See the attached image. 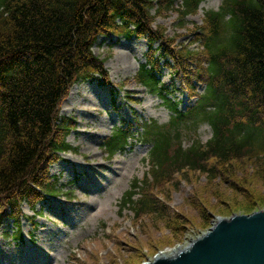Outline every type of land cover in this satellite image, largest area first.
Listing matches in <instances>:
<instances>
[{
    "label": "trees",
    "instance_id": "16d2710c",
    "mask_svg": "<svg viewBox=\"0 0 264 264\" xmlns=\"http://www.w3.org/2000/svg\"><path fill=\"white\" fill-rule=\"evenodd\" d=\"M202 1L0 0V199L29 200L36 185L46 190L37 178L42 163L72 151L64 124L56 130L60 107L75 83L102 72L92 50L100 36L120 34L118 20L135 19L138 29L147 30L151 20L174 7L181 17L194 15ZM222 3L221 11L206 13L200 29L197 71L206 90L199 102L169 126L144 127L153 147L151 170L135 185L139 198L129 193L123 202L138 217L147 208L159 211V200L150 194L154 188L171 186L186 172L207 173L215 183L234 178L231 170L247 163L264 183V0ZM206 124L213 130L209 144L196 140L184 148L185 138ZM122 144L118 138L109 150ZM212 160L216 165L210 169ZM10 204L16 209L18 199Z\"/></svg>",
    "mask_w": 264,
    "mask_h": 264
},
{
    "label": "rangeland",
    "instance_id": "374dc122",
    "mask_svg": "<svg viewBox=\"0 0 264 264\" xmlns=\"http://www.w3.org/2000/svg\"><path fill=\"white\" fill-rule=\"evenodd\" d=\"M176 4L179 8L180 2ZM220 6V0H208L200 6L195 16L187 18L181 17L174 7V10L157 17L151 29L146 28V35L140 40L133 38L128 41L116 34L98 38L92 49L93 53L104 62V76L114 85L102 81L100 77L91 83L89 76V80L75 84L68 97L63 100L56 130L64 124L67 129L66 141L72 151L57 154L54 159L42 163L44 171L41 170L37 178L42 181L46 190L39 191L38 196L28 194L30 203H22L21 206L24 215L18 214L17 209L10 206L12 199H18V204L22 202L19 196H3L0 199V206L3 205L0 207V216L5 214L6 206L10 209L7 208V216L2 217L5 221L0 222V264H5L8 256L26 258L33 247L34 250L40 249V258L43 253V259L50 258L53 264H70L71 255L84 245L79 256L88 264H95V251L105 258L109 251L116 256L113 263L104 258L106 264H151L169 246L195 241L225 212L264 208V183L255 177L256 168L251 163H246L231 170L234 178L218 180L216 183H212L205 175L190 172L188 176L178 180L180 187L171 185L155 190L166 209L160 208V213L152 218H135L131 211H121L119 203L134 179H143L148 173L149 168L143 164V160L147 157L149 148L137 145L134 141L124 152L113 157L105 149L106 141L118 127L112 121V112L120 118L137 116L139 124L152 120L165 124L170 119L168 107L139 83L138 72L140 66L147 62L144 58L150 52L149 46L142 53L144 58L138 54L145 47L144 41L149 44L147 37L152 36L154 39V50L159 49L164 42L168 48H164L165 53L174 55L175 61L183 62L188 78L185 79L184 73H181L184 67H176L178 73L164 67L161 69L162 84L166 85L179 104L182 102V109L183 100L190 106L194 104L196 99L190 100L189 94L195 97L204 89V82L201 80L203 77L197 71L201 61L197 51L201 47L198 27L204 24L207 11L218 10ZM155 14L156 11L152 13L153 16ZM115 23L120 25L119 21ZM173 39L175 42L169 47L168 40ZM183 47H188V51ZM158 53L161 54V51ZM90 87L98 92L102 101L107 91L109 97L106 100L112 103L111 106H106L105 101L102 103L99 100H96L98 106L85 102V96L94 97ZM211 137L212 130L206 124L197 134L187 138L183 146L188 147L196 140L206 143ZM89 146L93 147V151L87 149ZM237 182L243 186L242 190L236 189ZM232 184H237L235 189ZM85 185L93 189L90 194L81 191L84 190L81 186ZM47 187H52L54 192H49L51 190ZM85 206L89 209L93 207L90 218L84 219V216L79 224L71 225V216L78 220L80 216L78 218L77 213L80 212L83 216ZM166 211L167 215L164 213ZM18 229L21 230L23 241L18 239ZM70 230L71 233L68 234ZM116 233L135 240L138 250L127 244L115 245ZM59 237L63 240L60 246L43 248L44 244L53 245V239ZM27 261L26 264H31V261ZM73 264L83 263L78 261Z\"/></svg>",
    "mask_w": 264,
    "mask_h": 264
},
{
    "label": "water",
    "instance_id": "95a60500",
    "mask_svg": "<svg viewBox=\"0 0 264 264\" xmlns=\"http://www.w3.org/2000/svg\"><path fill=\"white\" fill-rule=\"evenodd\" d=\"M191 243L169 246L151 264H264V208L225 212Z\"/></svg>",
    "mask_w": 264,
    "mask_h": 264
},
{
    "label": "bare ground",
    "instance_id": "6f19581e",
    "mask_svg": "<svg viewBox=\"0 0 264 264\" xmlns=\"http://www.w3.org/2000/svg\"><path fill=\"white\" fill-rule=\"evenodd\" d=\"M151 20V19H150ZM152 22V23H151ZM154 22H156V20L154 21ZM154 22L151 20L150 22H149V24H148V26H151V25H153L154 24ZM116 35H118L117 33H116ZM98 41V40H97ZM174 39L173 40H168V45H169V47H171L173 44H174ZM144 43V49L143 50H141V52H139V57H143L144 55L142 54L143 53V51H145L146 49H147V42L146 41H144L143 42ZM96 44V43H95ZM161 45H165V43L163 42V43H161ZM175 52H177L176 50H174ZM144 58V57H143ZM198 69H200V67L198 68ZM100 79L102 80V81H106V82H109L111 85H114L113 83H111L109 80H107L106 79V77L103 75V74H100ZM89 80V79H88ZM202 80V79H201ZM86 81H87V79H86ZM94 80H93V76H91V79H90V82L92 83ZM76 84V83H75ZM75 84L73 85V86H75ZM142 85V84H141ZM72 86V87H73ZM72 89V88H71ZM90 90H91V92H92V94L94 95V97L96 98H94L93 96H85V98H84V100H85V102H88L89 104L91 103V104H93L94 106H98V104L99 103H97L96 102V100H99L100 102H104L105 103V105L106 106H111V102L110 101H108V100H106L108 97H109V93L106 91V93H105V97H104V101H102L101 99H100V95L98 94V92L97 91H95L92 87H90ZM101 94V93H100ZM191 100H193L192 98H191ZM191 102V101H190ZM183 104H184V108H186V109H188V108H190L192 105H193V103L191 104V106H190V104H187V103H185V100H183ZM82 111V110H81ZM113 114V115H112ZM111 115H112V121H113V123H114V125H119L120 127H122V128H126V129H130L131 127H133V125H137V124H139L138 122H137V120L139 121V119L137 118V116L136 117H131V116H128V118H130V119H127V118H125V117H119L116 113H114V112H112L111 113ZM135 118V119H134ZM137 118V119H136ZM148 124H150V123H146V122H143V129H144V127H146ZM103 126H105L106 127V124L105 123H103ZM108 126V125H107ZM111 139V136L109 137V139L108 140H110ZM94 146V145H93ZM87 149H89L90 151H93V147H87ZM109 158H111V157H109ZM54 159V158H53ZM62 159V158H61ZM112 159V158H111ZM99 166V165H98ZM114 174H116V172H114ZM118 174V173H117ZM120 175V174H119ZM113 183V181L112 182H109L108 183V185H111ZM81 187H83L82 189H84V190H81V191H83V193H85V194H90V191H93V189L90 187V188H88L86 185L85 186H81ZM102 189V188H101ZM34 190H35V192H36V194H38L39 193V191H41L42 189H41V187H40V185H36L35 187H34ZM89 191V192H88ZM2 204V203H1ZM95 206V205H94ZM90 207V206H89ZM86 208V212H84L85 214H83V216H82V214L79 212V213H77V216H78V218H79V216H80V218L77 220V219H74V217H72L71 216V218L69 219V222H70V224L72 225H77V224H79V222H80V220H83V217L85 216V218L84 219H87V218H90V215L92 214L91 213V209H93V207L91 208V209H89L88 208V206H85L84 207V209ZM88 208V209H87ZM167 208H168V205H167ZM159 209V208H158ZM90 210V211H89ZM160 212L158 211H154L153 209H149V208H147L146 209V211H145V216L146 217H150V218H152V217H154L155 215H158ZM165 213V215H167V211L166 212H164ZM7 216V213H6V211H5V214H3V215H1L0 216V222H3V221H5V220H2V217L3 216ZM144 216V217H145ZM72 230H73V228H72ZM68 234L69 233H71V230L69 231V232H67ZM199 237H201V236H199ZM111 238H113V236H111ZM115 238H116V240L114 241V243H115V245H117V246H122V245H125V244H127V246L129 245V247H131V248H133V249H135L136 251L138 250V247L135 245V240H131L130 238H127V237H124V236H122V235H119L118 233H116L115 234ZM47 239V242L49 241V237L48 238H46ZM44 240V239H43ZM55 242H54V244L53 245H46V244H44L43 245V248H52V247H54V248H57L58 247V245L60 246L61 245V243L63 242V240H62V237H61V239H60V237L58 238V239H53ZM21 241H23V239H21ZM44 242H45V240H44ZM84 247H85V245L82 247V249H80L78 252H76V253H74V254H72L71 255V259H72V263H70V264H73V262H77L78 263V261H80L81 263H83V264H88L87 263V261L86 260H82L81 258H80V256H79V252H81L83 249H84ZM105 247H107V246H105ZM33 248H35V247H33ZM32 248V250H30V252L28 251V254H26V258H24V259H21L20 257H16V256H14V258H12V257H7V258H5V259H7V260H5L6 262H5V264H23L24 262H25V264L28 262L27 260H29V261H31V264H53V262L51 263V259L50 258H48V259H43V253H41L42 254V258H40L41 257V255H40V249H38V250H34ZM39 251V252H38ZM38 254H37V253ZM31 254H33L32 256H30ZM163 254V253H162ZM161 253L158 255V258L162 255ZM45 256V255H44ZM106 256H107V258H105V257H103V256H100L98 253H97V251H95V253H94V257L96 258V262H94L95 264H106L105 263V260H104V258L105 259H109V261L110 262H115V260H116V256L113 254L112 255V253L109 251V252H107V254H106ZM47 257V256H46ZM157 258V259H158ZM35 259V261H33ZM154 263V262H153Z\"/></svg>",
    "mask_w": 264,
    "mask_h": 264
}]
</instances>
